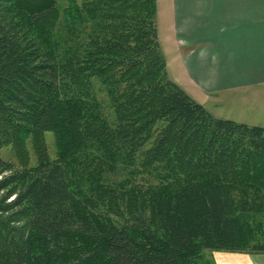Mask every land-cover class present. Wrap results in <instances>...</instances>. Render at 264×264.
<instances>
[{"label":"trees","instance_id":"16d2710c","mask_svg":"<svg viewBox=\"0 0 264 264\" xmlns=\"http://www.w3.org/2000/svg\"><path fill=\"white\" fill-rule=\"evenodd\" d=\"M156 13L0 0V264L264 253V126L216 117L168 76Z\"/></svg>","mask_w":264,"mask_h":264},{"label":"crops","instance_id":"0c3cea01","mask_svg":"<svg viewBox=\"0 0 264 264\" xmlns=\"http://www.w3.org/2000/svg\"><path fill=\"white\" fill-rule=\"evenodd\" d=\"M168 1V76L202 105L248 112L224 118L264 126V0ZM239 254L218 264H264V253Z\"/></svg>","mask_w":264,"mask_h":264},{"label":"rangeland","instance_id":"374dc122","mask_svg":"<svg viewBox=\"0 0 264 264\" xmlns=\"http://www.w3.org/2000/svg\"><path fill=\"white\" fill-rule=\"evenodd\" d=\"M170 5L168 0H157V13H156V23H157V30L159 32V42L161 46V50H163V54H167V49L169 45V28H168V22H167V11H170ZM166 59V57H165ZM203 96V95H202ZM200 100H203V98L200 96ZM199 100V101H200ZM204 106H206V109L211 112L213 115L216 117H238V118H244L242 116H246L248 112H241L239 111L240 105L237 104H232V103H226L222 102L220 106L215 105L213 101H206ZM239 106V107H238ZM243 107H246L244 105H241ZM230 110V111H228ZM242 115H240V113ZM240 120H246V119H240ZM42 138L45 141L46 149L45 152L48 156L54 157L56 154V147H55V142H54V136L51 131H45L43 133ZM35 145H32L31 141L26 142V149H27V164L28 165H34L37 160H38V153L36 152ZM14 147L12 146L11 143H7L2 147L1 154L2 156L10 161L16 162L15 154H14ZM6 175H9V173L6 172H1L0 173V180L5 177ZM10 200V199H9ZM8 200V201H9ZM7 201V202H8ZM238 253V254H237ZM239 253H244L245 252H230V251H213L212 256L216 264L218 262H223L226 259L230 258H237L239 259L242 254ZM252 254V253H248Z\"/></svg>","mask_w":264,"mask_h":264}]
</instances>
